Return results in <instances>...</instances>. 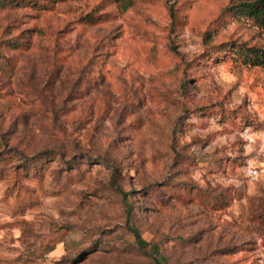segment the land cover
Wrapping results in <instances>:
<instances>
[{
	"label": "rangeland",
	"instance_id": "374dc122",
	"mask_svg": "<svg viewBox=\"0 0 264 264\" xmlns=\"http://www.w3.org/2000/svg\"><path fill=\"white\" fill-rule=\"evenodd\" d=\"M232 1L0 4V264H155L127 208L167 264H264V67L234 52L264 30Z\"/></svg>",
	"mask_w": 264,
	"mask_h": 264
},
{
	"label": "trees",
	"instance_id": "16d2710c",
	"mask_svg": "<svg viewBox=\"0 0 264 264\" xmlns=\"http://www.w3.org/2000/svg\"><path fill=\"white\" fill-rule=\"evenodd\" d=\"M4 0H0L3 4ZM237 18L249 19L259 28L264 30V0H234L228 6ZM10 47L16 49L19 45L17 41H11ZM235 55L240 59L241 63L250 66L264 67V46L246 45L240 46L234 50ZM233 175L229 176L232 177ZM123 200L127 203V196L124 194ZM127 225L133 233L136 243L139 247H149V253L155 264H167L164 256L160 253L156 244H150L141 237L138 229L130 223V210L127 208Z\"/></svg>",
	"mask_w": 264,
	"mask_h": 264
},
{
	"label": "built area",
	"instance_id": "2783aa9c",
	"mask_svg": "<svg viewBox=\"0 0 264 264\" xmlns=\"http://www.w3.org/2000/svg\"><path fill=\"white\" fill-rule=\"evenodd\" d=\"M262 144L264 146V139L262 140ZM241 171L243 176L249 178L250 180L256 179V177L259 175L258 168L250 164L244 165Z\"/></svg>",
	"mask_w": 264,
	"mask_h": 264
}]
</instances>
